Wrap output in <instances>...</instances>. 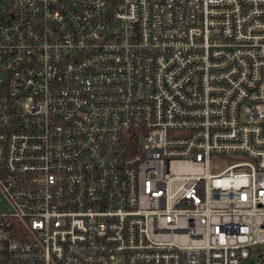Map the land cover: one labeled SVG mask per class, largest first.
Returning <instances> with one entry per match:
<instances>
[{
	"label": "built area",
	"instance_id": "1",
	"mask_svg": "<svg viewBox=\"0 0 264 264\" xmlns=\"http://www.w3.org/2000/svg\"><path fill=\"white\" fill-rule=\"evenodd\" d=\"M0 195V264H264V0H0Z\"/></svg>",
	"mask_w": 264,
	"mask_h": 264
},
{
	"label": "rangeland",
	"instance_id": "2",
	"mask_svg": "<svg viewBox=\"0 0 264 264\" xmlns=\"http://www.w3.org/2000/svg\"><path fill=\"white\" fill-rule=\"evenodd\" d=\"M232 161H233V159L230 157H225V156L212 157V162L210 165V172L211 173H217V172L221 171L225 166L230 164ZM6 208H7V203L5 202V200L0 195V209L6 210ZM254 262H255V257L251 256L247 260L243 261L242 264H253Z\"/></svg>",
	"mask_w": 264,
	"mask_h": 264
},
{
	"label": "water",
	"instance_id": "3",
	"mask_svg": "<svg viewBox=\"0 0 264 264\" xmlns=\"http://www.w3.org/2000/svg\"><path fill=\"white\" fill-rule=\"evenodd\" d=\"M258 264H261V262H259Z\"/></svg>",
	"mask_w": 264,
	"mask_h": 264
}]
</instances>
